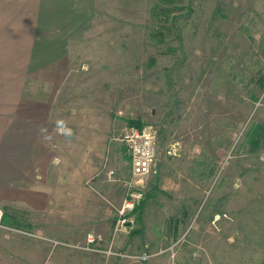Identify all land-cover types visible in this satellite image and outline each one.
<instances>
[{
    "label": "rangeland",
    "instance_id": "374dc122",
    "mask_svg": "<svg viewBox=\"0 0 264 264\" xmlns=\"http://www.w3.org/2000/svg\"><path fill=\"white\" fill-rule=\"evenodd\" d=\"M70 53L46 136L54 199L23 230L72 248L0 229V264H264V0H97ZM131 121L156 133L139 184Z\"/></svg>",
    "mask_w": 264,
    "mask_h": 264
},
{
    "label": "crops",
    "instance_id": "0c3cea01",
    "mask_svg": "<svg viewBox=\"0 0 264 264\" xmlns=\"http://www.w3.org/2000/svg\"><path fill=\"white\" fill-rule=\"evenodd\" d=\"M96 5L97 0H0V207L5 227L41 224L54 199L55 187L45 176L53 98L70 76V51L90 32ZM6 253L1 250L0 258Z\"/></svg>",
    "mask_w": 264,
    "mask_h": 264
},
{
    "label": "built area",
    "instance_id": "2783aa9c",
    "mask_svg": "<svg viewBox=\"0 0 264 264\" xmlns=\"http://www.w3.org/2000/svg\"><path fill=\"white\" fill-rule=\"evenodd\" d=\"M120 142L123 144L126 149L129 162L131 175L134 179H136V184L142 183L143 178L149 176L152 173H155V168L157 165L158 159V150H157V142H156V133L153 131L151 127H141L136 128L133 126H126L125 129L120 134ZM123 209L131 211L134 207L133 200H127L123 204ZM122 212H120L121 214ZM4 217V211L0 207V229H9L18 232L27 237L31 238H39L46 242L51 243L53 246H60L65 248H72V245L68 243L59 242L56 240H49L43 237H40L32 232L25 231L22 229H13L5 227L2 224ZM123 221V220H122ZM100 238L95 237L92 234L86 235V243L81 249H89L90 246L98 245ZM95 251L93 248L90 249ZM109 256H120V254H115V252L111 251L109 248L106 252ZM142 260L146 259V256L141 257Z\"/></svg>",
    "mask_w": 264,
    "mask_h": 264
},
{
    "label": "trees",
    "instance_id": "16d2710c",
    "mask_svg": "<svg viewBox=\"0 0 264 264\" xmlns=\"http://www.w3.org/2000/svg\"><path fill=\"white\" fill-rule=\"evenodd\" d=\"M171 1H172V0H171ZM129 125H130V126H133V127H136V128H141L140 123H139V122H136V121H131V122H129ZM137 209H138V208H137ZM2 224H4L5 226H8V225H7V220H6V218H4V217H3ZM15 228H16V229H20L19 226H16ZM28 229H31V228L29 227Z\"/></svg>",
    "mask_w": 264,
    "mask_h": 264
},
{
    "label": "bare ground",
    "instance_id": "6f19581e",
    "mask_svg": "<svg viewBox=\"0 0 264 264\" xmlns=\"http://www.w3.org/2000/svg\"><path fill=\"white\" fill-rule=\"evenodd\" d=\"M217 219H218V217L215 220H217Z\"/></svg>",
    "mask_w": 264,
    "mask_h": 264
}]
</instances>
